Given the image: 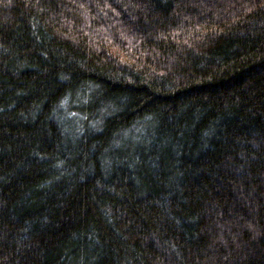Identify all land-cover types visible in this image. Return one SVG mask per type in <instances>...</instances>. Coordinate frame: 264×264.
<instances>
[{
	"label": "trees",
	"instance_id": "obj_1",
	"mask_svg": "<svg viewBox=\"0 0 264 264\" xmlns=\"http://www.w3.org/2000/svg\"><path fill=\"white\" fill-rule=\"evenodd\" d=\"M0 264H264V0H0Z\"/></svg>",
	"mask_w": 264,
	"mask_h": 264
}]
</instances>
